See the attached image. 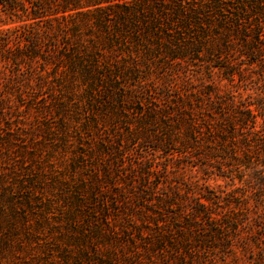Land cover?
Here are the masks:
<instances>
[{
  "label": "trees",
  "instance_id": "trees-1",
  "mask_svg": "<svg viewBox=\"0 0 264 264\" xmlns=\"http://www.w3.org/2000/svg\"><path fill=\"white\" fill-rule=\"evenodd\" d=\"M0 25V264H264V0H0Z\"/></svg>",
  "mask_w": 264,
  "mask_h": 264
},
{
  "label": "rangeland",
  "instance_id": "rangeland-1",
  "mask_svg": "<svg viewBox=\"0 0 264 264\" xmlns=\"http://www.w3.org/2000/svg\"><path fill=\"white\" fill-rule=\"evenodd\" d=\"M3 28L5 27L0 25V29H3ZM210 82L214 90L217 92H221V93L229 92V91L235 92L237 90L236 87H233L226 80H223L222 77H220V75L218 74H215L212 77V80ZM237 92L243 95V97H246L249 95L251 99L254 98L258 94L257 91H253V90L243 91L242 89H238ZM185 174H188V175H185L184 177L185 180L193 182V184L197 185L202 190L206 188V190H211L217 193L220 192L224 194L225 192H228L231 189L230 185H227L225 182L221 180H217V179H212V178H208V179L203 178L196 171H192V170L186 171ZM239 186L243 188V190H246V192H248L249 194L253 190L251 187H248L245 184H239Z\"/></svg>",
  "mask_w": 264,
  "mask_h": 264
}]
</instances>
